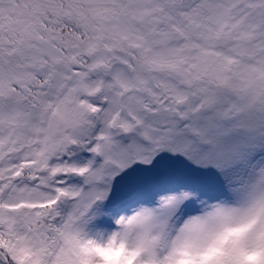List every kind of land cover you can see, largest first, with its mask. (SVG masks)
<instances>
[{"label": "snow or ice", "instance_id": "1", "mask_svg": "<svg viewBox=\"0 0 264 264\" xmlns=\"http://www.w3.org/2000/svg\"><path fill=\"white\" fill-rule=\"evenodd\" d=\"M228 229L264 264V0H0V264Z\"/></svg>", "mask_w": 264, "mask_h": 264}, {"label": "clouds", "instance_id": "2", "mask_svg": "<svg viewBox=\"0 0 264 264\" xmlns=\"http://www.w3.org/2000/svg\"><path fill=\"white\" fill-rule=\"evenodd\" d=\"M243 229L225 230L211 245L200 253H183L176 264H217V259L230 247L241 234ZM102 264H134L135 254L125 253L124 249H105L99 253ZM255 257H248L252 260Z\"/></svg>", "mask_w": 264, "mask_h": 264}]
</instances>
